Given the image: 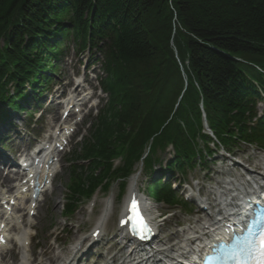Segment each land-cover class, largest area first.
Here are the masks:
<instances>
[{"label": "trees", "instance_id": "obj_1", "mask_svg": "<svg viewBox=\"0 0 264 264\" xmlns=\"http://www.w3.org/2000/svg\"><path fill=\"white\" fill-rule=\"evenodd\" d=\"M67 42L101 56L109 99L75 158L86 172L71 166L69 214L78 196L124 181L147 147L146 172L169 145L166 172L204 164L200 106L219 146L264 147V0H0V117L19 106L24 83L47 80ZM149 193L176 204L160 180Z\"/></svg>", "mask_w": 264, "mask_h": 264}, {"label": "rangeland", "instance_id": "obj_2", "mask_svg": "<svg viewBox=\"0 0 264 264\" xmlns=\"http://www.w3.org/2000/svg\"><path fill=\"white\" fill-rule=\"evenodd\" d=\"M64 50L66 57L59 63L56 74L53 76V80L46 88L52 90L56 86L62 87L65 83L68 82L71 83V86L67 87L69 89V87H72V78L76 76H79L81 78V76H84L85 80L87 81L85 84H82L79 87V90L87 87L94 89V98L89 104V107H92V110L88 112L86 116H84L82 124L77 127L76 135H79V137L83 135V138L85 139L88 137V131H86L87 126H84L83 123L85 122V120H89V118L91 117L90 115L95 114V111L101 105L103 107V104L105 102V97L98 91V85L95 78L96 74L98 73L99 66L92 64V61L95 62V57H90L88 53L79 55L75 54L71 44H69L68 48H65ZM44 105L45 102L41 101L38 110H42L44 108ZM55 107L56 106L53 105L49 106L48 108L50 109V112H43L40 116L41 119L39 118L40 120L36 123L34 122L35 117L36 119L38 117L37 111H33V109H31L30 112H35L34 116H32L34 117L32 120V127L27 126V124L29 125L31 116L30 114H20L18 112L15 113V115H17L15 119L16 123L22 128V131H10L9 133L2 134H9L14 143H11L10 141L4 142V148L0 147V152L8 154L7 152H5V149L10 152L11 148V151L15 148H19L17 146V143H21L22 145L25 144L26 146L31 141L29 140V142H27L28 138L34 135L36 129H40L39 132L48 129L50 123L53 124L52 119L57 117V114L55 113L56 111L53 109ZM89 107L86 106V108L83 110L82 115L87 113ZM258 111L259 114L264 112V101L259 104ZM73 121L76 122L77 119H74ZM32 128L33 131H31ZM25 130L28 131L27 134L25 133ZM74 137L70 140V143L64 149V153L60 154V161L58 163L59 172L54 176L51 188L45 194L41 195L38 207L35 211V215L33 216V218H30V222L34 227L29 230V233H31V236L35 235V237H33L31 241L32 245L34 246L32 249L33 257H31V262L33 264H38L40 261H43L42 264H48L47 261L45 263L43 258L38 256V253L44 246H55L53 245V242L54 244H56L57 249L52 250V254L56 257L63 258L67 255L69 248L73 243H75L77 239L80 240L82 238H86L84 242L85 244H87L89 233H91L92 229L94 228L96 219L107 201L111 202V211L104 227L105 239L107 240L117 233L115 230V220L124 207V202L129 192L128 185L126 186L123 194L119 195V189L115 184H113L107 193L97 192L92 200H82L79 207L76 209V211H74L71 217L65 218V216L63 215V209L66 205L67 198V186L70 184V172L68 166H71L72 163L67 161L68 159H70V161L73 160L72 158H70L71 156H69L72 151L77 149L75 154H78L80 149H78V146L76 147L78 138L75 139ZM219 153L216 154L206 166V169H210L209 171L212 172L208 174L203 170L201 171L200 169H195L192 173H189L187 175V179L198 180L197 182H194V185L198 186L201 183L205 186L204 190L206 192H208V190L219 188L222 185V182L226 179V176H219L216 172L223 171L224 165H226L225 167L227 168H231V162L228 160L227 164L225 162H222V160L219 158ZM233 154V157L230 158L231 161L239 162L242 167L248 169H252V167H254L259 160L264 158V152L259 153L250 149L234 151ZM10 156H8L7 158H10ZM73 164L81 165L80 162H73ZM234 172L239 173L240 170L235 169ZM147 183L148 180H146L145 175L139 173L136 185L139 189V192L147 194ZM209 183H211L212 185H209ZM202 185H199V187H201ZM178 194H182V196L185 197V193L182 191V189L178 190ZM186 197H188V195H186ZM209 201H212L211 198ZM154 206L161 217L157 220V223L159 221L161 222L163 229H161V231L163 232L162 236L164 237L169 238L172 232L179 231V228H185L190 220L197 218V214L194 209L188 211V213L186 214L178 211L177 209L175 210L163 205L155 204ZM105 242L102 241L99 245H93V247L89 251V256L92 260L96 259L98 257V254H103L105 252V249L109 247L115 249V247H117L112 241L111 244L106 243V245ZM18 259L19 256L17 255V253H13L10 257L6 256L4 264H16V261ZM59 260L60 258L55 259L54 264H58ZM103 261L104 260L100 258L99 264H101Z\"/></svg>", "mask_w": 264, "mask_h": 264}, {"label": "bare ground", "instance_id": "obj_3", "mask_svg": "<svg viewBox=\"0 0 264 264\" xmlns=\"http://www.w3.org/2000/svg\"><path fill=\"white\" fill-rule=\"evenodd\" d=\"M72 94H77V96L80 95V91L77 89V86L76 88H74L72 92H70V95L67 98V102L65 106L62 104L59 105L60 109H62L64 106V108L62 109V112H64L66 108L68 109L70 105H73L74 99H73ZM85 99L86 97H82L81 98L82 102H84ZM61 116H62V113H60V118ZM66 124L67 123L65 122V120H63V122L60 125L57 124L55 129L52 128L53 130L52 136H54L52 142L49 141V137H44L43 152L41 154L39 152L34 159H30L28 172L24 174L22 179L17 180V184H15V186L9 185L11 182H14V181L10 179L8 174H4L3 171H0V186H5L6 188V192L1 194V197H0L1 203H4V205L9 207V203L11 200L15 202V200H17L18 198L20 199L21 197H24L26 195L25 194L26 192H27V197L29 201L31 198L30 193H28V191H30L29 181L34 182L35 180H37L39 184H42L44 180H46L48 183L52 182V179L54 177L57 156H58V151L55 147V144L62 145V141L66 139V130H68L69 128V125H66ZM261 162H264V158L259 160L258 163L255 164L254 169L242 168V171H244L246 176L252 181V184H249V181L245 180V177L244 178L238 177L239 175H231L227 177L226 180L222 182V186H220V188H218L214 192V193H217L218 195V197L215 199L219 200L220 202L210 207V210L213 211L214 209H217L218 205L225 201L226 202L231 201L233 204L230 209L231 211L233 210L234 206H236L238 203L242 201L245 192H247L250 189L253 190L254 186L258 188L263 186L264 172H261V170L263 169L261 167L262 165ZM263 167H264V164H263ZM137 177L138 175L133 176L132 179L130 180L129 193L131 194L137 193V190H136ZM44 185L41 188V193L47 186L46 183ZM14 190H15L14 196L13 195L6 196L7 193H12ZM21 190H22L21 192L22 194L19 193ZM222 196H224L226 200L225 199L222 200ZM28 201H26V203H28ZM29 203L30 205L28 204L27 208L29 206L28 209L33 211L36 208L38 199L33 204H31V202ZM201 206L204 207L206 206V204L202 202ZM146 209H147L146 212H147L148 219L150 221L154 220V222L151 221V223L154 226L156 225L160 226L162 229L161 222L159 221L157 223V221H155L158 218L157 217L158 212L155 206L150 205V206H147ZM110 210H111V203L110 201H107L101 211L102 212L101 215L97 219L95 229H100L102 227L104 219H106V217L110 213ZM16 213H19V212H16ZM10 214H12L11 210L9 212L5 210L4 214L0 213V216L2 217L1 219H4V221H0V227L1 225H3L4 227V229L0 230V234L5 235L7 239L6 244L3 246H0V261L3 260V255L5 253L4 250L7 248L8 244L11 242L10 241L11 237H9V233L11 231H15V235L13 237L17 241V243L21 245L22 250H24L20 258L16 261V264H30L28 251L29 253H31L30 251L31 245H29V249H27L26 247H27V243L30 242L31 240V236H30V233L28 232V229H31L33 225L30 221H29L30 223L26 222L25 224H20L18 222L19 219L13 215L10 217ZM198 214H199L198 219L193 221V223L190 224L188 228L172 232L169 238L161 236V240L167 243V244H164L163 246L168 245L171 242L172 244L169 245L168 251H166L165 253H160V255H164V257L166 258L169 257L170 255H176L172 259L173 261V260H176L177 258H181L182 254L185 253L186 249H189V248L195 249V248H198L199 246L204 248L206 246L205 242L202 241V239L206 238L209 235V230L216 229L218 222H214L213 224L208 223L210 220H212V218L208 214L207 209L203 210L201 209V207H199ZM2 215H4L5 217L3 218ZM12 222L13 224L10 226V223ZM113 238L114 237H112L108 241V243H111ZM192 238H194L193 241H190V239ZM195 244H197V246H195ZM81 245H83V239H80V241L76 245L72 246L70 250H68V254L62 260V263L66 264V263L75 261L76 259L72 258V255L74 254L75 251H77V253H82V251H80ZM91 246H89L87 249H89ZM121 249L122 248H120V250ZM39 255L43 257L48 262V264L55 263L56 256L52 255V248L50 246H44L42 250L39 252ZM78 262H80L79 259H77V263ZM164 264H168V263L165 262ZM172 264H177V263L175 262Z\"/></svg>", "mask_w": 264, "mask_h": 264}, {"label": "snow or ice", "instance_id": "obj_4", "mask_svg": "<svg viewBox=\"0 0 264 264\" xmlns=\"http://www.w3.org/2000/svg\"><path fill=\"white\" fill-rule=\"evenodd\" d=\"M129 212L128 222L132 223L133 230L147 235L150 230L144 225L135 197L131 201ZM140 238L143 239L144 236ZM204 264H264V212L257 213L247 223L243 233L234 235L227 244L214 245L212 252L205 256Z\"/></svg>", "mask_w": 264, "mask_h": 264}]
</instances>
